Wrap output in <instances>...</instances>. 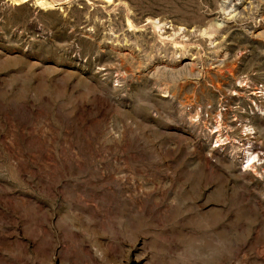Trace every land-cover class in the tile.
I'll return each mask as SVG.
<instances>
[{"label":"rangeland","instance_id":"rangeland-1","mask_svg":"<svg viewBox=\"0 0 264 264\" xmlns=\"http://www.w3.org/2000/svg\"><path fill=\"white\" fill-rule=\"evenodd\" d=\"M105 1L0 0V264H264V0Z\"/></svg>","mask_w":264,"mask_h":264},{"label":"bare ground","instance_id":"bare-ground-1","mask_svg":"<svg viewBox=\"0 0 264 264\" xmlns=\"http://www.w3.org/2000/svg\"><path fill=\"white\" fill-rule=\"evenodd\" d=\"M108 1H111V0H106L104 3H106V2L108 3ZM152 24L157 29H161L162 30L164 28L161 25V20H159V19H152ZM173 29H174V27H173ZM181 29L182 28H180L178 30H181ZM176 32H178V31H175V34H176ZM166 33H168V31H166ZM177 43H178V41H177ZM233 71H232V73H233ZM247 82H248V80H247ZM239 90L242 91L240 86H239ZM249 90H251V92L249 93L250 97H251V100L255 102V106L257 107V110L261 111L263 109V107H264V84L262 86L261 85H259V86L256 85L252 89H249ZM235 94H237V92ZM242 95H243V93H242ZM247 97H248V95H247ZM198 113H200L199 109H197V114ZM228 114H229V112H226V111L224 112L225 117L224 116L223 117L226 119L224 122H223L224 119L221 118V115H223L222 112H218V114L216 115L217 118L214 117L213 115L210 117V118H212L211 121H212L213 124L217 123V126H216L217 129H216L215 133H217V132L219 133V136L216 139V142L219 143L217 145H219V146L225 144L224 142L227 139H231V138H229L228 133H224V129L223 128L225 127L226 129H230V130L232 129V132H236L237 128L236 129H234V128L236 126H238L237 122L240 120V117L236 116V117H234L233 121H227ZM229 116H230V114H229ZM241 125H242L243 129H242L241 134L239 133V136L241 138L238 140L239 146L237 148H239L244 153V159H243L244 168H247V169L250 168V169H253V170H258L260 168V169L264 170V153H262L258 149L260 144H261L258 141V139H260V136H259L258 132L256 131L255 127H253V125H250V121L247 118L245 119L243 117ZM255 139H257V141Z\"/></svg>","mask_w":264,"mask_h":264}]
</instances>
